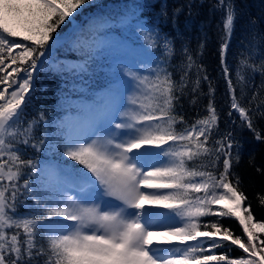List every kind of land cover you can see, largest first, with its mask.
Instances as JSON below:
<instances>
[{
	"label": "snow or ice",
	"instance_id": "obj_1",
	"mask_svg": "<svg viewBox=\"0 0 264 264\" xmlns=\"http://www.w3.org/2000/svg\"><path fill=\"white\" fill-rule=\"evenodd\" d=\"M94 3L0 0V264H264V239L257 236L264 223L254 222L244 206L247 198L232 172L233 159L239 160L232 155L233 134L219 132L216 88L189 48L178 52L161 31L156 20L167 19V9L150 23L135 4L118 19L90 17L92 27L75 23ZM212 8L223 13L219 54L227 116L235 124L238 114L242 126L255 131L253 118L264 112L251 107L257 96L247 99L246 87L257 72L264 86V35L253 33L238 54L234 83L226 58L236 8L233 0H217ZM181 10H174L173 22ZM114 26L143 37L141 51L151 64H121L110 103L95 110L87 129L52 139L47 111L30 118L27 111L39 74L53 67L73 77L87 71L101 30ZM69 27L83 57L79 68L50 63ZM184 99L194 116L185 112ZM256 139H262L259 132ZM49 152L60 162L42 161ZM210 216L216 219H203ZM224 219L238 222L247 240ZM231 246L247 256L228 257Z\"/></svg>",
	"mask_w": 264,
	"mask_h": 264
},
{
	"label": "trees",
	"instance_id": "obj_2",
	"mask_svg": "<svg viewBox=\"0 0 264 264\" xmlns=\"http://www.w3.org/2000/svg\"><path fill=\"white\" fill-rule=\"evenodd\" d=\"M190 3L192 7L189 14L188 5ZM215 3H217V0H95L94 5L86 9L75 23L92 27L89 22L90 17L111 15L118 19L119 14L132 9L134 4L139 6V11L150 23L156 20L162 8L167 9V19L164 16H159L156 22L160 25L161 31L167 33L173 39L174 47L178 52H182L184 47L189 48L216 88L214 102L219 113V132L230 131L233 134L235 143L232 155L234 158L239 155V160L233 159L232 172L235 177H239V187L247 198L244 206L250 207L254 222L264 223V115L258 113L254 116L255 131L248 129L247 126H242L238 114L233 117L236 121L235 124L227 116L230 98L227 95V84L222 75L219 54L221 40L218 25L221 23L223 13L212 8ZM233 3L236 8L235 30L232 34L226 59L231 69L233 82L236 83L235 70L239 62L238 54L244 51L245 46L250 43L253 33L256 34L257 38L264 35V0H233ZM177 8L182 10L173 22V12ZM101 31L114 33L119 38L126 39L133 45L144 48L143 37L129 28L114 26ZM70 32V27L65 29L66 36ZM73 40L74 38L71 37L66 38L62 42V46L53 52L51 59L60 64H63L61 59L83 62L81 53L75 50ZM201 43L204 45L202 49L200 48ZM100 51L101 53L98 54ZM112 56L115 58V54L112 53ZM112 56L108 57L98 48L97 51L93 52V58L88 63L87 71L75 77L61 75L58 69L54 67L45 68L35 82L32 103L27 110L29 118L35 115L38 110H46L51 121L47 128V134L54 140L60 139L62 136L59 133L62 126L59 122L63 115L83 112L79 107L80 102L84 100L95 101L99 90H109L115 87L117 82L116 73L120 71L121 64H113ZM180 60L181 56L177 55L173 63L179 64ZM256 63L259 64L258 59ZM193 72H195V69H193ZM203 74L201 73V75ZM175 78L178 80L179 74ZM240 87L237 84L238 95ZM202 89L207 93V82L202 84ZM253 93H256L257 99L253 101L251 107L256 108L259 105L260 111L264 112V86H262V77L259 72L255 74L252 82L246 87L247 99H251ZM207 102V97H202L197 110L203 112ZM243 103L248 106L247 100ZM183 105L189 117L195 115L187 99H184ZM43 131L41 129V134H43ZM257 132L260 133L262 139H256ZM61 159L62 157L55 152H49L41 157L44 162L56 161L59 163ZM68 163L74 162L69 161ZM76 167L81 166L77 164ZM203 219L212 221L216 217L210 216ZM222 223L230 227L234 235L241 236L244 241L247 240L238 222L234 219H224ZM257 236L259 239H264V233H257ZM256 242L258 243V241ZM231 247L233 250L226 253L228 257L235 259L247 256L237 246ZM216 251L218 254L224 253V249L221 248H217Z\"/></svg>",
	"mask_w": 264,
	"mask_h": 264
},
{
	"label": "rangeland",
	"instance_id": "obj_3",
	"mask_svg": "<svg viewBox=\"0 0 264 264\" xmlns=\"http://www.w3.org/2000/svg\"><path fill=\"white\" fill-rule=\"evenodd\" d=\"M67 38L71 36H66ZM74 38V37H71ZM98 48L103 51V53L107 54L108 57L112 56V53L115 54V58L112 56V63H120L124 65H128L133 69L140 67L141 63L144 65H150L151 60L147 58L144 53L141 51L142 47L133 45L130 41L126 39L119 38L114 33H104L103 40L99 43ZM101 53L98 52V54ZM61 62L65 66H76L82 63L78 60H70V59H61ZM52 65H55L56 62L51 59L50 62ZM117 68V67H116ZM118 81L115 83V86L118 85ZM108 94V90L103 89L97 92V99L95 101L84 100L79 103V107L83 112L69 113L63 115L59 124L62 126L60 131V136H64L66 134L76 135L81 131L86 130L88 125L93 119L94 112L96 109L103 108L105 105L110 103V99ZM126 95L121 99L120 103H126ZM51 163H58L56 161H52ZM151 207L146 205V208ZM157 211H163L161 209H153ZM216 254L217 251L215 250Z\"/></svg>",
	"mask_w": 264,
	"mask_h": 264
},
{
	"label": "bare ground",
	"instance_id": "obj_4",
	"mask_svg": "<svg viewBox=\"0 0 264 264\" xmlns=\"http://www.w3.org/2000/svg\"><path fill=\"white\" fill-rule=\"evenodd\" d=\"M108 95V94H107ZM109 96V95H108ZM109 99H110V97H109Z\"/></svg>",
	"mask_w": 264,
	"mask_h": 264
}]
</instances>
